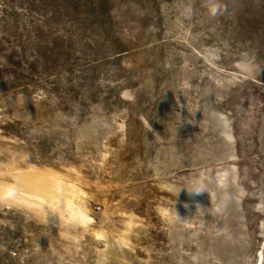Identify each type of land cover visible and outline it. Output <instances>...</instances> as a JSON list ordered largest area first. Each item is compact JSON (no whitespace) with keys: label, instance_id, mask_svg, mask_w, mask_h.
<instances>
[{"label":"rangeland","instance_id":"obj_1","mask_svg":"<svg viewBox=\"0 0 264 264\" xmlns=\"http://www.w3.org/2000/svg\"><path fill=\"white\" fill-rule=\"evenodd\" d=\"M0 264H264V0H0Z\"/></svg>","mask_w":264,"mask_h":264},{"label":"clouds","instance_id":"obj_2","mask_svg":"<svg viewBox=\"0 0 264 264\" xmlns=\"http://www.w3.org/2000/svg\"><path fill=\"white\" fill-rule=\"evenodd\" d=\"M219 6L218 5H213L210 8V12L212 15H216L219 12ZM149 128L151 130V126L149 125ZM207 190V185L202 183V182H194L193 187L189 189V193H196L200 194L203 193ZM201 210L203 211V208L201 207ZM53 211H55V208H53ZM165 215H169V213H165ZM171 215H174L177 219H181L179 215L177 214V211L171 213Z\"/></svg>","mask_w":264,"mask_h":264}]
</instances>
